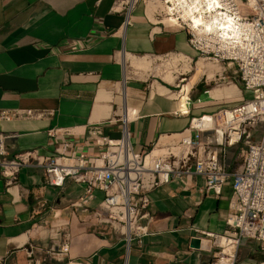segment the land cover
<instances>
[{"label":"crops","instance_id":"obj_1","mask_svg":"<svg viewBox=\"0 0 264 264\" xmlns=\"http://www.w3.org/2000/svg\"><path fill=\"white\" fill-rule=\"evenodd\" d=\"M121 1L0 0V109L43 113L40 118L0 121V133L15 135L6 141L9 157L24 150L53 155L46 135L50 128H74L84 139L98 128L112 136V127L120 125L121 108L136 114L127 122L134 150H149L159 137L186 130L189 118L226 106L221 98L241 97L240 91L232 96L237 92L233 85L210 94L202 89L189 96L187 115H173L177 105H183L184 93H192L212 65L198 61L190 81L199 63L203 68L190 91L174 94L183 73L166 71L162 59L177 54L178 61L199 60L186 43L184 27L169 23L162 10H149L142 0H136L121 27L123 11H112ZM63 41L72 43L70 49L53 48ZM200 92L208 95L200 98ZM112 119L114 124L108 122ZM202 183L200 176L192 175L185 188L182 180H171L149 192L148 212L154 216L149 234L126 246L112 234L97 235L87 216L71 213L70 203L80 197L81 186L69 180L61 188L46 186L39 168L23 166L15 186L0 176V264H60L47 259L44 250L64 241V233L69 238L63 260L211 264V239L200 232H223L231 190L226 182L217 196L202 193ZM94 196L90 209L102 194L96 191ZM193 239H198L196 248L190 246ZM29 245L34 249L31 257ZM233 264H264V251L257 242L241 239Z\"/></svg>","mask_w":264,"mask_h":264},{"label":"built area","instance_id":"obj_2","mask_svg":"<svg viewBox=\"0 0 264 264\" xmlns=\"http://www.w3.org/2000/svg\"><path fill=\"white\" fill-rule=\"evenodd\" d=\"M219 1L228 9V35L220 29L194 30L176 17L175 21L184 27L186 43L198 53L197 59L218 66L209 78L213 82L226 81L238 91L248 92L250 97L214 113L191 117L186 130L163 135V143L159 137L149 150L139 152L134 150L127 128L129 119L136 116L135 111L124 108L118 116L120 125L112 127V136L102 134L99 128L85 139L79 136L83 132L74 128L48 129L46 135L54 146L53 155L24 150L9 157L6 141L15 135L0 133V176L15 186L19 169L32 166L41 170L46 186L61 188L68 180L81 186L80 197L70 203L71 213L87 216L97 235L112 234L124 240L126 246L149 234L154 219L148 212L149 192L171 180H182L185 188L191 176L198 175L203 181L199 191L217 196L229 182L231 191L223 216L225 229L221 234L200 232V236L211 239V264H233L241 239L257 242L264 251V0ZM135 2L125 0L114 5L112 11L124 13L121 27L127 23ZM162 15H166L164 9ZM71 46L72 43L63 41L53 48L61 51ZM226 68L232 70L230 77L225 75ZM205 74L203 77L207 78ZM177 80L181 85H176V93L182 94L186 83L182 84L183 77ZM184 94V103L177 105L175 116L188 114L190 94ZM42 115L32 110L0 109V121ZM108 122L114 124L115 120ZM231 148L238 150L240 163L229 171L225 156ZM96 191L102 197L90 209L88 204ZM63 237L64 241L44 250L46 258L60 264H84L63 260L68 254L69 236L64 233ZM218 239L226 240L227 245L219 246ZM33 250L29 245L28 257Z\"/></svg>","mask_w":264,"mask_h":264},{"label":"bare ground","instance_id":"obj_3","mask_svg":"<svg viewBox=\"0 0 264 264\" xmlns=\"http://www.w3.org/2000/svg\"><path fill=\"white\" fill-rule=\"evenodd\" d=\"M158 0H150L148 5L149 10L154 8V4L158 3ZM170 3L172 7H167L168 11L172 16H177L183 21L188 23L190 27H193L194 30H208L218 31L224 35H228V32L225 31L229 28L230 17L225 12L227 9L226 5H222L219 0H166ZM170 17L169 21H175L174 17ZM230 29V28H229ZM175 61H178L177 58H174ZM181 61V60H180ZM131 65V64H130ZM203 65L198 64V71L193 76L190 83L184 88L182 92H187L190 85L196 80L198 73L202 70ZM230 93V92H228ZM181 96V94H180ZM186 98V95L183 96V101ZM179 99V97H178ZM164 137L161 136L160 142L163 143ZM226 240L218 239L217 244L221 247H225Z\"/></svg>","mask_w":264,"mask_h":264},{"label":"rangeland","instance_id":"obj_4","mask_svg":"<svg viewBox=\"0 0 264 264\" xmlns=\"http://www.w3.org/2000/svg\"><path fill=\"white\" fill-rule=\"evenodd\" d=\"M139 1H141V0H139ZM146 1H147V3H149L150 0H144V2H146ZM158 1H159L158 3L154 4V8H152V10L153 9H155V10H159V9L162 10V9H164V11L166 12V15L165 16L162 15L163 19L170 18L172 15L168 11L167 7H172V5L170 3H168V2H166V0H165L166 3H163L162 0H158ZM172 17H174V18L176 17L177 18V16H172ZM178 19H180L181 21H183L181 18H178ZM173 22H178V20L177 21H173ZM183 22H185V21H183ZM174 57L181 58L180 56H175L173 54H170L168 56V58L165 57L164 59H162V62L164 63V66L166 68H169L166 71H175V72H178V73H183L181 76H179V78L180 77H183L184 78V81L182 82V84L186 83L184 85H187V83L190 81V79H189L190 75L191 74L193 75L195 73V71H196V64H197V62L198 61H203V60H201V59H199V60L194 59L190 63H187V62L184 61V59H182V61H175L174 62L173 61V58ZM203 62L205 64H208L206 61H203ZM211 65H212V67L211 68H208L207 67L206 68V71L203 73L204 75H206L205 73H207V78L208 79L207 80H204V78H200L199 77L198 78L199 80L196 81L197 82V86H196V88H193L192 89V93H190L191 99L194 98V95L196 93H198V91H200L202 89L209 90V94H210L212 91H214L216 89H222V88H227V87H230L231 86L226 81H218V82L211 81V79L209 78V76L215 70L218 69V66L217 65H215V64H211ZM141 68H143V67H141ZM225 70H226L225 75H227L228 77H230L231 76L230 72L227 70V68ZM192 75H191V77H192ZM175 84L176 85H181L180 82H178V80H176ZM183 86H182V89H183ZM177 90H178V86L174 87V94H177L176 93ZM240 93H241V97H238L237 99H234V97H233L231 100H228V101L226 100L225 101L226 106L235 105L237 102H240V100L242 98H245L246 99V98L250 97V94L248 92H246L244 94L243 91L241 90ZM238 94H239V92L237 90V92L235 94H233L232 96H235V95H238ZM198 95H199L200 98H205V96L208 95V94H203V93L200 92ZM239 163H240V157H239V154H238V150L235 149V148H231L230 150H228L227 151V154L225 156V164L228 166V170L229 171L234 170L239 165Z\"/></svg>","mask_w":264,"mask_h":264},{"label":"water","instance_id":"obj_5","mask_svg":"<svg viewBox=\"0 0 264 264\" xmlns=\"http://www.w3.org/2000/svg\"><path fill=\"white\" fill-rule=\"evenodd\" d=\"M190 246L196 248L198 246V239H193L190 243Z\"/></svg>","mask_w":264,"mask_h":264}]
</instances>
